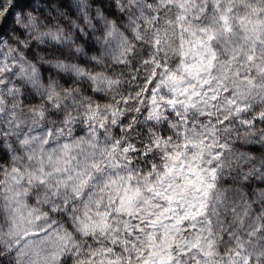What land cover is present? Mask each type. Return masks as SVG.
<instances>
[{
    "label": "snow or ice",
    "instance_id": "obj_1",
    "mask_svg": "<svg viewBox=\"0 0 264 264\" xmlns=\"http://www.w3.org/2000/svg\"><path fill=\"white\" fill-rule=\"evenodd\" d=\"M0 264H264V0H0Z\"/></svg>",
    "mask_w": 264,
    "mask_h": 264
},
{
    "label": "trees",
    "instance_id": "obj_2",
    "mask_svg": "<svg viewBox=\"0 0 264 264\" xmlns=\"http://www.w3.org/2000/svg\"><path fill=\"white\" fill-rule=\"evenodd\" d=\"M16 9H18L20 12H21V11H28V10H31V9H22V8H16ZM8 24H9L10 26H14V25H13V17H12V16H10V18H8ZM90 54H92V53H90ZM137 67H138V65H137ZM128 71H130V70H128Z\"/></svg>",
    "mask_w": 264,
    "mask_h": 264
},
{
    "label": "rangeland",
    "instance_id": "obj_3",
    "mask_svg": "<svg viewBox=\"0 0 264 264\" xmlns=\"http://www.w3.org/2000/svg\"><path fill=\"white\" fill-rule=\"evenodd\" d=\"M15 11H16V12H20L18 9H15ZM8 18H10V16H9ZM92 54H94V53H92ZM138 59H139V57H138ZM137 65H138V67H139V64H138V63H137ZM130 71H131V70H130ZM130 71H129V72H130ZM125 88H126V89L128 88V85H127V84L125 85Z\"/></svg>",
    "mask_w": 264,
    "mask_h": 264
}]
</instances>
